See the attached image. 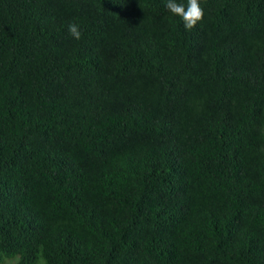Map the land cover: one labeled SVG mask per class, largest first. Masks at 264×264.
Returning a JSON list of instances; mask_svg holds the SVG:
<instances>
[{
  "label": "trees",
  "instance_id": "trees-1",
  "mask_svg": "<svg viewBox=\"0 0 264 264\" xmlns=\"http://www.w3.org/2000/svg\"><path fill=\"white\" fill-rule=\"evenodd\" d=\"M200 2L0 0V264H264V0Z\"/></svg>",
  "mask_w": 264,
  "mask_h": 264
},
{
  "label": "clouds",
  "instance_id": "clouds-1",
  "mask_svg": "<svg viewBox=\"0 0 264 264\" xmlns=\"http://www.w3.org/2000/svg\"><path fill=\"white\" fill-rule=\"evenodd\" d=\"M165 7L173 16H179L183 20L185 29L189 31L201 24L205 17V11L200 0H187L186 5L178 2V0H166ZM68 32L74 39L82 38L80 25L76 22L68 24ZM5 264H20V257L5 258ZM40 264H44V261L41 260Z\"/></svg>",
  "mask_w": 264,
  "mask_h": 264
}]
</instances>
